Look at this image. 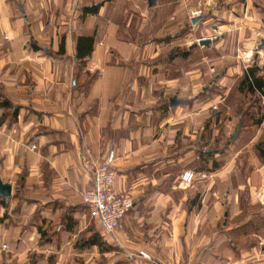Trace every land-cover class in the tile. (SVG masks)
Segmentation results:
<instances>
[{
	"label": "crops",
	"instance_id": "crops-1",
	"mask_svg": "<svg viewBox=\"0 0 264 264\" xmlns=\"http://www.w3.org/2000/svg\"><path fill=\"white\" fill-rule=\"evenodd\" d=\"M136 5L144 12L139 0H0V184L10 188L0 197V264H264V234L252 226L264 223V163L251 170L226 158L213 168L227 154L194 141L188 83L150 76L160 45L127 38L145 25L144 15L132 23ZM79 37L92 38L80 52ZM158 86L189 102L159 116ZM108 150L113 189L133 202L112 235L80 197Z\"/></svg>",
	"mask_w": 264,
	"mask_h": 264
},
{
	"label": "rangeland",
	"instance_id": "rangeland-1",
	"mask_svg": "<svg viewBox=\"0 0 264 264\" xmlns=\"http://www.w3.org/2000/svg\"><path fill=\"white\" fill-rule=\"evenodd\" d=\"M139 1L144 6V12H140L137 5L136 8L133 7L137 15H134L132 23L139 25V21L142 22L139 18L144 15L145 25L136 26V30L132 28V32L127 33V38L130 36L132 40L145 39L160 45L161 63L147 65L150 76L158 72L165 78L184 79L180 81V87L188 83L184 89L195 97L196 105L194 141L197 144V140L201 139L199 149H212V156L218 153L227 154L224 160L221 158L222 162H218L217 158V162H213V168L220 169L226 158L228 164L234 163L235 166L251 170L259 162L264 163L255 151L257 143L264 140V130L260 127L263 121L260 125L249 128L252 122L249 117H255L256 113L264 114L263 101L260 99L258 102L256 97L243 95L235 89V83L239 85L241 82L239 71H246L255 64L260 65L264 59V54L258 53H264L263 49H258L260 40L264 39V0H178L175 10L168 4L170 0H159L158 3L156 1L158 7L155 5L147 10L145 0ZM237 4L236 11L230 12L232 14L225 11L227 5L233 8ZM193 12H198V17L203 16L202 21L196 25H192V20H189ZM222 25L227 27L221 28L218 33V28ZM202 37H209L214 42L216 39L219 44L216 47L212 44L199 45ZM220 56L225 57L222 64L209 63L211 60H218ZM260 69L264 74V65ZM214 76H219V79L215 81ZM160 87L162 86L157 87L158 93L164 98L157 105L163 103L164 107L161 109L164 111L159 116L167 114L169 100L176 89L173 86L162 89ZM240 115L247 117L241 119ZM241 122L246 128L239 132L236 138L239 140L229 142ZM254 131L259 135L256 138L259 140L252 146L249 141L254 139ZM234 154H238L236 162L232 161ZM254 221L255 225L252 226L263 235L264 229H260L264 226L262 217L258 216ZM104 249L102 246V250ZM34 257L47 263V255ZM33 258H30L31 261ZM106 263L107 259L101 256L100 264Z\"/></svg>",
	"mask_w": 264,
	"mask_h": 264
},
{
	"label": "built area",
	"instance_id": "built-area-1",
	"mask_svg": "<svg viewBox=\"0 0 264 264\" xmlns=\"http://www.w3.org/2000/svg\"><path fill=\"white\" fill-rule=\"evenodd\" d=\"M198 12H193L190 21L198 17ZM209 37H202L200 41L209 40ZM264 104V96H261ZM260 127L264 130V120ZM116 154L114 150H108L102 162L91 169V187L80 193L82 203L89 209L92 219L98 222L106 235L120 231L123 228V219L127 213L133 208L132 200L123 195L117 194L113 185L115 182V172L113 163ZM193 174L185 172L181 175V181L190 183ZM264 184V175L262 178ZM140 255L150 261L148 255L140 253ZM152 264H160L152 262Z\"/></svg>",
	"mask_w": 264,
	"mask_h": 264
},
{
	"label": "trees",
	"instance_id": "trees-1",
	"mask_svg": "<svg viewBox=\"0 0 264 264\" xmlns=\"http://www.w3.org/2000/svg\"><path fill=\"white\" fill-rule=\"evenodd\" d=\"M84 9L86 12L96 13L98 10V7L93 6V7H86ZM202 18H203V16H202ZM87 42L91 43L92 38L79 37L77 39V50L80 52V45H82L83 43H87ZM81 58H84V57H81ZM261 71L262 70L256 64L249 67L248 69H246L244 77L241 80V82L239 84V88H238L239 93H241L243 95H249L252 97H256L258 99V102L260 101L261 96H264V74L261 73ZM240 116H241V119L247 117V116L243 117V115H240ZM256 116L252 117V118L249 117L250 120H252L251 126L249 127L250 129L252 126L260 125L261 122L264 120V114L257 115V113H256ZM238 128H239V132H240V131L244 130L246 127H244L242 122H241L238 125ZM230 138H229V142H230ZM202 150H203V148L200 149V151H202ZM255 151L258 154L257 156L260 159L264 160V140H261V141H259V143H257V145L255 146ZM211 155H212V152H211ZM94 242H95V240H94Z\"/></svg>",
	"mask_w": 264,
	"mask_h": 264
},
{
	"label": "water",
	"instance_id": "water-1",
	"mask_svg": "<svg viewBox=\"0 0 264 264\" xmlns=\"http://www.w3.org/2000/svg\"><path fill=\"white\" fill-rule=\"evenodd\" d=\"M156 1L157 0H147L148 7L149 8L154 7L156 5ZM211 8H214V7H211ZM201 21H202V17H198V18L193 19L191 21V23H192V25H196L197 23H199ZM213 42L214 41H212V40H204V41H200L199 42V45L207 46V45L212 44ZM258 49H263L264 50V39L260 40V44L258 46ZM187 102H189V101L186 100V99H178L177 96H174V97H172L169 100V107L171 109H174L175 107H177L179 105L186 104ZM238 134H239V128H237L235 130V132L233 133V135L231 136L230 142H234L236 140ZM9 195H10V188H9V186H2L0 184V197L8 198Z\"/></svg>",
	"mask_w": 264,
	"mask_h": 264
}]
</instances>
